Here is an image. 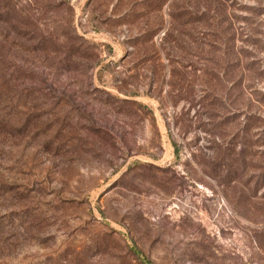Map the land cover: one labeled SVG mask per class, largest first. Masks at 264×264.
<instances>
[{
  "label": "rangeland",
  "instance_id": "374dc122",
  "mask_svg": "<svg viewBox=\"0 0 264 264\" xmlns=\"http://www.w3.org/2000/svg\"><path fill=\"white\" fill-rule=\"evenodd\" d=\"M0 264H264V0H0Z\"/></svg>",
  "mask_w": 264,
  "mask_h": 264
},
{
  "label": "trees",
  "instance_id": "16d2710c",
  "mask_svg": "<svg viewBox=\"0 0 264 264\" xmlns=\"http://www.w3.org/2000/svg\"><path fill=\"white\" fill-rule=\"evenodd\" d=\"M174 16H173V14H172V18H173ZM170 32H169V29H168V31H167V34H169ZM145 261V263H147L146 261L147 260H144Z\"/></svg>",
  "mask_w": 264,
  "mask_h": 264
}]
</instances>
